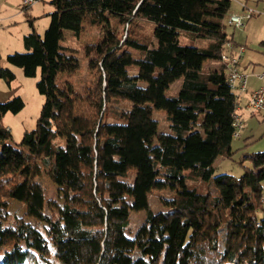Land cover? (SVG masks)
<instances>
[{"label": "trees", "instance_id": "trees-1", "mask_svg": "<svg viewBox=\"0 0 264 264\" xmlns=\"http://www.w3.org/2000/svg\"><path fill=\"white\" fill-rule=\"evenodd\" d=\"M51 3L44 36L33 30L25 52L6 59L28 78L39 75L45 103L19 144L2 120L25 104H0V264H264V152L248 157L238 181L215 175L217 159L232 155L238 107L222 62L227 43L236 46L225 28L231 0ZM118 26L128 27L124 40ZM180 32L208 45L183 46ZM81 58L88 73L76 81ZM208 61L221 65L204 73ZM15 79L0 64V82ZM179 80V95L168 97ZM155 112L166 114L172 134L159 133ZM42 173L59 198L47 196ZM164 190L174 198L156 213L150 195ZM11 201L24 217L11 220Z\"/></svg>", "mask_w": 264, "mask_h": 264}, {"label": "rangeland", "instance_id": "rangeland-1", "mask_svg": "<svg viewBox=\"0 0 264 264\" xmlns=\"http://www.w3.org/2000/svg\"><path fill=\"white\" fill-rule=\"evenodd\" d=\"M51 2L52 0H37L34 6L25 8V0H0V64L2 67L11 70L16 77L11 83L7 81L0 82V104L9 102L17 97H20L25 104L21 112L18 114L9 113L2 120V124L11 132L15 144H19L22 141L25 132H31L36 129L45 99L37 90L36 85L39 80V75L37 78H28L24 76L22 69L10 66L6 62V59L9 55L25 52L24 38L30 35L33 30L40 36H44L51 23V15L56 11L55 6ZM231 2L232 13H243L244 7L246 10L254 12L251 21L247 22L246 30L253 25H257L258 29L263 26L264 0H231ZM114 26L116 25L114 24ZM150 29L151 28L147 26L146 31ZM117 31L122 34V39L124 40L127 35L128 27L118 26ZM227 31L231 32L230 30ZM101 33V30L89 33L81 38L78 46L87 41L97 40ZM235 33L239 34L240 32ZM66 36L70 37V34L68 33ZM262 38H264V35ZM180 41L183 46L196 47L199 49L206 48L208 45V40L196 38L192 34L186 32H180ZM220 65V62L208 61L204 64L203 71L207 73L210 70L219 68ZM87 73V61L81 58L80 70L73 78L76 81H80ZM64 78L66 79L67 77L65 76ZM181 86L182 80L175 82L166 92V95L168 97L178 96ZM240 103L243 104L244 99L243 101L241 100ZM154 118L160 124L159 133L172 134V130L170 129L169 122L164 112H155ZM202 121L203 117L200 116L198 121L199 126L195 128V131L203 132L201 127ZM244 130L245 131L242 132L239 139L233 140L232 155L222 156L215 162L214 167L216 169V176L227 174L233 176L235 181H238L243 176L245 168L247 166L250 167L248 157L264 152V117L257 116L255 118H248L246 123H244ZM38 181L46 190L49 198H59L58 189L47 174L42 173L38 177ZM196 182H194V180L189 181V185L194 186ZM262 184L264 187V182ZM208 186L212 196L218 195V188L214 179L210 181ZM174 195L175 193L171 190L154 191L149 198L151 208L156 213L168 210L169 207L167 202L173 200ZM25 212L26 208L23 205L15 201L10 202L12 221L15 217H24ZM143 215L144 213L141 212L132 214L131 224L134 229H137L143 222ZM258 217L264 219L263 210L258 212ZM27 222L33 226L36 225V221L33 219H27ZM50 247L53 249L52 245H50Z\"/></svg>", "mask_w": 264, "mask_h": 264}, {"label": "built area", "instance_id": "built-area-1", "mask_svg": "<svg viewBox=\"0 0 264 264\" xmlns=\"http://www.w3.org/2000/svg\"><path fill=\"white\" fill-rule=\"evenodd\" d=\"M37 3V0H25V8H30ZM254 16V12L246 10L244 7L243 13H230L225 20L226 30L233 32L244 31L247 22ZM226 52L222 56V62L226 65L228 74V83L231 90L235 92L237 99L248 91L250 76L241 71V60L245 52V47L238 46L233 43H227ZM255 77L262 82L259 89L251 93L249 103L247 104L246 111L251 117H257L264 111V71L256 74ZM237 112L234 115V139H239L244 131V120L242 115ZM264 204V199H263Z\"/></svg>", "mask_w": 264, "mask_h": 264}, {"label": "crops", "instance_id": "crops-1", "mask_svg": "<svg viewBox=\"0 0 264 264\" xmlns=\"http://www.w3.org/2000/svg\"><path fill=\"white\" fill-rule=\"evenodd\" d=\"M249 21H251V19ZM263 35L264 21L263 26L259 29L257 25H253L252 27L250 26L248 30L245 28V30L241 31L239 34L234 33L236 45L243 46L246 49L241 60V70L250 76L248 91L242 94L238 100V113L242 115L244 123H246L248 118H255L247 113L246 107L249 103L251 93L259 89L262 85V82L258 80L255 75L264 71V46H261V43L264 42V38H262ZM243 99L244 103L241 104L240 102L241 100L243 101ZM262 116L264 117V111L258 117Z\"/></svg>", "mask_w": 264, "mask_h": 264}]
</instances>
